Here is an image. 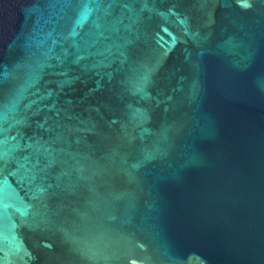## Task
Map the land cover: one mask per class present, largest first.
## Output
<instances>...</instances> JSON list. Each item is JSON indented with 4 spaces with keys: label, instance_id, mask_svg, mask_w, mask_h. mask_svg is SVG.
I'll return each mask as SVG.
<instances>
[{
    "label": "water",
    "instance_id": "95a60500",
    "mask_svg": "<svg viewBox=\"0 0 264 264\" xmlns=\"http://www.w3.org/2000/svg\"><path fill=\"white\" fill-rule=\"evenodd\" d=\"M0 264H264V0H0Z\"/></svg>",
    "mask_w": 264,
    "mask_h": 264
}]
</instances>
